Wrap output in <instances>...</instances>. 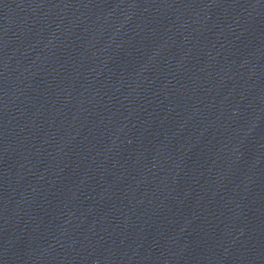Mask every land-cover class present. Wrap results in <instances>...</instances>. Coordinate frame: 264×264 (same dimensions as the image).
Here are the masks:
<instances>
[{
    "label": "water",
    "instance_id": "water-1",
    "mask_svg": "<svg viewBox=\"0 0 264 264\" xmlns=\"http://www.w3.org/2000/svg\"><path fill=\"white\" fill-rule=\"evenodd\" d=\"M0 264H264V0H0Z\"/></svg>",
    "mask_w": 264,
    "mask_h": 264
}]
</instances>
